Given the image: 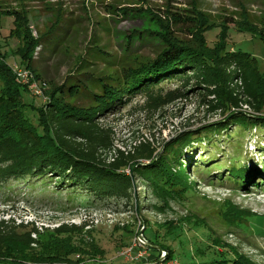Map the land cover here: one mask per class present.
<instances>
[{"label": "rangeland", "instance_id": "374dc122", "mask_svg": "<svg viewBox=\"0 0 264 264\" xmlns=\"http://www.w3.org/2000/svg\"><path fill=\"white\" fill-rule=\"evenodd\" d=\"M129 11L133 15L126 16ZM2 13H13L22 19L20 35L29 31L36 40L52 29L54 35L67 33L66 43L53 55L44 45L35 49L33 70L18 66L22 61L19 37L15 34L18 30L14 19ZM0 16V53L7 58L16 82L25 88L21 89L22 99L29 105L25 114L34 124L38 114L31 106H42L52 84L59 86L64 82L93 41H99L106 52L118 59L127 57L129 65H139L154 56L156 45L127 39L139 31H161L158 19L171 29L174 26V37L189 44L195 43L194 35L207 31V41L212 46L220 31H225L228 44L252 54L264 72V39H255L248 32L259 35L264 31V0H0ZM176 16L183 20L192 18L193 26L176 27ZM23 41L28 43L27 39ZM165 87L168 90L177 85L168 83ZM143 104L139 96L128 107L101 118L100 122L113 130L115 150L133 152L134 146L142 142L161 151L182 134L222 120L221 116L206 112L197 95L157 111L144 110ZM231 130L208 134L212 141L192 143L195 153L189 154L194 157L189 159L191 165H195L199 153L201 160L217 155L213 158L218 163L210 161L211 165L205 166L200 161L195 169H189L187 182L193 188L180 198L162 202L153 196L147 183L140 182L135 202L141 208L136 211L124 202L92 201L74 194L56 182V177L42 182L25 179L0 185V222L20 236L31 234L36 241L34 249L59 258H77L87 252L99 261L105 258L123 263L191 264L230 258L229 250L233 249L253 264H264V199L260 198L264 194V178H253L244 189L241 184H234L229 174L231 166L238 163L231 158L241 157L237 160L244 165L250 149L263 152L256 155L259 164L253 163L260 168L264 162V130L253 129L244 134L235 127ZM115 150L109 153L111 161ZM64 227L68 232L62 230ZM167 230L174 232L170 233L172 236L165 233ZM145 231L158 248L169 245L171 259L167 260L165 249L149 248ZM215 242L218 247L213 245ZM102 248L107 251L105 255Z\"/></svg>", "mask_w": 264, "mask_h": 264}, {"label": "trees", "instance_id": "16d2710c", "mask_svg": "<svg viewBox=\"0 0 264 264\" xmlns=\"http://www.w3.org/2000/svg\"><path fill=\"white\" fill-rule=\"evenodd\" d=\"M125 13L126 16L133 15L132 11ZM2 15L11 16L18 30L15 34L19 37L22 57L18 66L33 70L35 49L44 45L53 55L59 52L61 44L66 43L67 33L54 35L52 29L36 40L29 31L20 35L22 19L13 13ZM173 21L176 27L180 24L186 25V29L193 26L192 18L183 20L176 16ZM158 22L161 31H139L127 39V42L156 45L154 56L147 57L139 65H129L127 57L118 59L106 52L99 41H93L92 47H88L64 82L59 86L52 84L42 106H31L38 114L36 124L25 114L29 106L21 96V89L25 88L16 82L6 63L7 58L0 53V185L25 179H40L42 182L56 177V182L68 190L72 189L74 194L84 195L92 201L124 202L137 211L141 208V204L135 202L140 182L149 185L156 199L167 202V198L177 199L182 193L192 190L191 182H187L189 169H195L200 161L205 166H210V161L218 163V159L213 158L217 155L201 160L199 153L195 165H191L189 159L194 160V157H189V154L195 153L191 146L193 142L210 140L208 134L230 131L233 127L238 128L240 134L253 129L264 130V116L252 117L240 112L241 105L247 104L264 114V72L259 70L256 58L249 52L230 46L225 31H220L212 46L208 44L207 31L194 35L195 43L189 44L174 37V26L171 29L161 19ZM248 32L255 39H264V31L259 35ZM24 39L28 43L23 44ZM111 68L116 70H109ZM168 83H175L177 87L167 90L165 86ZM193 95L198 96L206 112L219 115L222 120L200 127L194 133L182 134L161 151L142 142L134 146L133 152L115 150L113 130L100 122L102 117L128 107L139 96L144 100L142 109L157 111ZM71 99H76L75 103ZM229 136L227 133L226 139ZM263 140L264 137L261 138ZM238 146H242L241 140ZM113 150L116 155H112L111 161L108 156ZM220 150L225 154L226 151ZM257 154L261 156L263 152L250 149L244 165L237 160L241 157L231 158L238 162L231 166L229 172L238 187L241 184L245 189L253 178H264V162L260 168L253 164H259ZM133 165L136 166L131 171ZM172 232L167 230L165 233L172 236ZM147 240L150 249L163 248L169 255L167 260L171 259L169 245L158 248L153 239L147 237ZM35 242L31 234L20 236L8 224L0 222V264H139L105 258L99 261L87 252H81L82 257L59 258L34 249L32 245ZM213 245L218 247V242ZM229 251L230 258L224 256L221 260L191 264H253L235 254L233 249ZM101 252L103 255L107 253L103 248ZM91 259L95 260L87 261Z\"/></svg>", "mask_w": 264, "mask_h": 264}, {"label": "water", "instance_id": "95a60500", "mask_svg": "<svg viewBox=\"0 0 264 264\" xmlns=\"http://www.w3.org/2000/svg\"><path fill=\"white\" fill-rule=\"evenodd\" d=\"M242 108L240 109L242 113H247L249 114L250 116L252 117H261V116H264V114H261V113H258L256 111H254L249 105L247 104H242L241 105ZM236 111H239L238 109ZM136 165H133V167L131 168V171L133 170V168L135 167Z\"/></svg>", "mask_w": 264, "mask_h": 264}, {"label": "bare ground", "instance_id": "6f19581e", "mask_svg": "<svg viewBox=\"0 0 264 264\" xmlns=\"http://www.w3.org/2000/svg\"><path fill=\"white\" fill-rule=\"evenodd\" d=\"M262 200L264 199V194L263 195H261V197H260Z\"/></svg>", "mask_w": 264, "mask_h": 264}, {"label": "built area", "instance_id": "2783aa9c", "mask_svg": "<svg viewBox=\"0 0 264 264\" xmlns=\"http://www.w3.org/2000/svg\"><path fill=\"white\" fill-rule=\"evenodd\" d=\"M40 86V85H39ZM45 86V84H43V86H41V87H44Z\"/></svg>", "mask_w": 264, "mask_h": 264}]
</instances>
